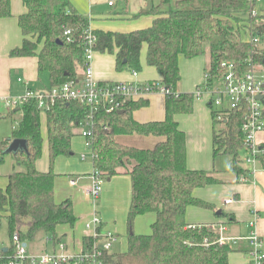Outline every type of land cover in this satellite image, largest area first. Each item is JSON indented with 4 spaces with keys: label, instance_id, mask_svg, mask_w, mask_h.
<instances>
[{
    "label": "trees",
    "instance_id": "obj_1",
    "mask_svg": "<svg viewBox=\"0 0 264 264\" xmlns=\"http://www.w3.org/2000/svg\"><path fill=\"white\" fill-rule=\"evenodd\" d=\"M26 13L20 17L22 44L11 55L36 57L39 73L48 74L49 87H58L77 80L84 68L83 48L77 43L89 29V20L79 15L69 0H22ZM246 0H159L158 5L140 11L135 17L151 14L155 18L150 27L129 33L92 31L96 37L95 52L114 56L115 70L139 73L140 52L146 46L145 63L159 75L160 82L174 91L180 82L179 57L193 59L209 53L208 74L219 78L222 64H233L240 72L264 69V13L249 15ZM10 17L9 0H0V19ZM69 30L74 39L65 43L63 33ZM259 39L256 47L246 43L244 36ZM154 82V81H153ZM211 83V82H210ZM201 88V85L196 88ZM193 94L180 93L179 98L165 96V118L140 124L133 113L147 105L146 100L128 101L119 111L96 112L76 102L56 103L44 112L47 132V172L36 169L42 155L43 139L40 129L42 114L34 103L5 115L16 121L11 137L0 142V165L10 155L16 167L8 176L7 186L0 190V224L7 223L9 246L4 256L13 254L12 238L27 246L41 238L61 242L57 228L73 227L76 217L70 202L57 204L54 199V162L59 157H71L72 140L80 136L86 116L92 114V171L105 180L126 174L130 178V205L126 227V248L122 253H104V264H228L235 250L228 243H219V234L211 225H189L186 212L190 207L213 210L194 197V191L219 183L205 171H190L186 167L185 136L174 116L192 112ZM213 130V157L231 158L232 170L240 169L245 108L232 110L224 116L208 105ZM225 112V111H223ZM220 119H219V118ZM222 128L217 130L216 126ZM121 136H141L160 139L151 149L122 145ZM24 140L26 148L7 152L13 140ZM264 167V158L261 160ZM152 214L154 219L148 234L134 233L138 216ZM218 218L226 224L234 218L220 212ZM92 240L82 239V250L90 251Z\"/></svg>",
    "mask_w": 264,
    "mask_h": 264
},
{
    "label": "crops",
    "instance_id": "obj_2",
    "mask_svg": "<svg viewBox=\"0 0 264 264\" xmlns=\"http://www.w3.org/2000/svg\"><path fill=\"white\" fill-rule=\"evenodd\" d=\"M107 1L105 3L107 9H100L98 0H87L86 5L80 4L79 0H69L74 10L89 20L90 30L111 33H129L150 27L155 18L153 15L135 16L140 11L150 9L159 3V0L155 2L153 0H135L134 2L133 0H123L117 2L113 7H109ZM9 3L10 17L0 19V97L19 96L27 88L41 90L49 87L48 74L38 72L36 57L11 55V52L22 44L19 19L26 13V8L22 0H9ZM119 3H122L121 7L117 8ZM145 52L146 46H143L140 52L142 69L137 74V80L141 82L159 80L160 77L156 71L146 65ZM178 65L181 79L176 90L179 93H193L197 87L204 83V73L209 67L208 50L202 56L193 59H185L180 56ZM92 68L94 79L101 83L132 82L134 80L132 73L125 70L116 71L114 56L107 53L95 52ZM260 69L257 67L254 71ZM41 76L45 79L40 80ZM81 78L82 71H79L78 80ZM18 79L22 81L19 82ZM206 99H193L191 113L174 116L179 130L185 136L187 169L208 172L219 181L216 185L194 191V197L209 204L213 210L190 207L186 212V223L197 226L220 225L224 227L222 235L230 239V242L227 243L235 250L229 255L228 264H249L250 245L243 238L248 237L251 231L255 230L264 247V167L258 164L255 172L251 173L247 167L240 165L244 174L237 175L232 170L230 157H213L212 118ZM145 100L147 105L135 111L133 119L140 124L164 120L165 97L160 94H153ZM7 113L8 111L5 109L0 111V142L9 139L13 129L12 121L5 117ZM45 124V115L42 113L40 115V129L43 139L42 155L35 164L36 169L40 172H47L49 168ZM158 140L160 139L141 136L117 138L120 144L139 149H151ZM257 141L264 144V132L258 134ZM71 150L72 156L79 153V159L81 154L90 157L80 136L72 140ZM83 163L60 160L56 166L54 165V173L58 176L54 181V199H56V195H61L62 190H64V196L67 195V197L60 199L61 201H55L57 204L65 201L70 202L76 217L73 227H69L70 233L59 232V227L56 230L57 237L61 238V243L66 245L67 252L71 254L82 250V239L88 235L84 226L93 212L92 203L85 200L82 195V188L87 187L90 183L88 176L92 172V163ZM20 170L22 171L21 168L15 166L11 156L7 155L3 164L0 165V190H4L7 186L8 176L14 171ZM243 175L248 178L245 183L240 180ZM71 180H77V185L70 186ZM130 195V178L128 175L122 174L103 182L101 194L95 202V209L101 218L103 230L119 236L121 243L124 239L126 243V219ZM227 201L230 202L227 203ZM222 211L232 215L234 221L226 224V219L218 218ZM153 219L152 214L138 216L134 222V233L137 235L148 234ZM253 220H255V226L252 228L249 222ZM232 239L236 241H232ZM40 240L44 247L50 244L45 238ZM122 244L121 247L124 251L126 246L124 243ZM50 246L51 250H54L52 249L54 246L52 244ZM45 251L46 248H44Z\"/></svg>",
    "mask_w": 264,
    "mask_h": 264
},
{
    "label": "built area",
    "instance_id": "obj_3",
    "mask_svg": "<svg viewBox=\"0 0 264 264\" xmlns=\"http://www.w3.org/2000/svg\"><path fill=\"white\" fill-rule=\"evenodd\" d=\"M123 0H108L107 5L113 7L117 2ZM263 0H246L249 7V15L255 16V6ZM66 44H72L74 39L71 32L66 30L63 33ZM246 43L256 47L259 39L251 36L247 32L244 40ZM83 48L82 78L70 80L58 87L43 88L34 90L27 88L25 91L15 97H0V111L3 109L12 111L20 109L25 103H34L37 109L44 113L56 103L76 102L82 106L96 112L105 110L106 113L119 111L128 101L145 100L153 94L162 96L170 95L179 98V92L174 91L171 86L160 82H141L137 80L136 72L132 73L134 80L132 82L101 83L94 79L92 61L95 54L96 37L92 30L88 29L81 34L77 40ZM250 69L247 72L238 71L233 64H222L223 74L219 78L212 77L206 71L204 73V83L201 88L195 90L193 99H206L208 104L220 110V116L226 115L232 110L245 108L244 122L240 127L242 134V150L240 156L241 165L248 168L253 173L258 164L264 158V144L258 143L257 136L264 132V76H256L255 66L249 61ZM18 81H22L18 79ZM260 96V99L257 97ZM225 111V112H223ZM218 117V118H219ZM220 119V118H219ZM94 134L93 115L90 114L84 119L80 137L83 139L84 147L89 156L92 155V138ZM86 154H81L80 159L85 161ZM89 185L82 188V195L85 200L93 205V212L90 219L85 223V230L88 232L86 237L92 240L90 251L81 250L78 253H68L66 245L59 242L53 245V240L47 243L54 247L50 253L43 252L32 254L29 246L22 243L17 236L12 238L13 254L4 256L2 248L0 249V264H104L102 256L104 253L110 254L113 245L118 241L116 234L105 231L102 228V221L95 209V202L98 200L104 178L97 172L92 171L88 176ZM242 182H247L248 178L242 176ZM70 186H76L77 180H71ZM230 201H227L229 203ZM255 220L249 222L250 227L255 226ZM211 229L219 234V243L230 242V239L223 237L224 227L211 225ZM250 245L248 252L249 264H264V247L261 239L255 230L251 231L246 238ZM240 240V239H239ZM232 241H236L232 239Z\"/></svg>",
    "mask_w": 264,
    "mask_h": 264
},
{
    "label": "rangeland",
    "instance_id": "obj_4",
    "mask_svg": "<svg viewBox=\"0 0 264 264\" xmlns=\"http://www.w3.org/2000/svg\"><path fill=\"white\" fill-rule=\"evenodd\" d=\"M80 1V4H82V5H86V2H87V0H79ZM135 0H133V2H134ZM155 1H157V0H153V2H155ZM175 1V0H174ZM98 6L100 7V9L102 8H104V9H107V7L105 6V3H106V0H98ZM121 4L122 3H119V4H117V8H120L121 7ZM109 10V9H108ZM255 11L258 13V14H263L264 13V1H262V2H260V3H257L256 4V7H255ZM244 38H246L245 36H244ZM259 46L260 47H264V37L262 38V40H260V43H259ZM206 50H207V48H206ZM205 50V51H206ZM255 73H256V76H264V69H260V70H256L255 71ZM45 79V77H43V76H41L40 77V80H44ZM16 126V121H12V127H15ZM216 128H217V130H219V129H221L222 128V126L220 125H217L216 126ZM82 153V152H81ZM241 157H243V154H241ZM60 160H64V161H66V160H69V161H77V162H79V163H83V164H91V157H88L87 156V159H86V161H81L80 159H79V153H75L74 154V156H71V157H59V158H57L56 159V161L54 162V165L56 166L57 164H58V161H60ZM65 163V162H64ZM63 164V163H62ZM104 182H105V179H104ZM62 195V196H61ZM58 194V195H56V199L55 200H57V201H61L60 199H62L63 197H65L64 195V190H62V194ZM66 197H67V195H66ZM65 197V198H66ZM65 198H63V199H65ZM56 202V201H55ZM69 230H70V228H69V226H66V225H62V226H59V228H58V231L59 232H62V231H64V232H69ZM133 231H134V228H133ZM71 232V231H70ZM69 232V233H70ZM68 233V234H69ZM118 237V241H117V243L115 244V246H113L112 247V249H111V252L112 253H122V252H124L123 250H122V243H124L125 244V246H126V243H125V239L122 241V243L120 242V240H121V238L119 237V236H117ZM125 237V236H124ZM65 241H67V240H65ZM9 246V238H8V234H7V223H6V221L4 220V219H2L1 220V224H0V249L1 248H3V247H8ZM31 247L29 248V251L32 253V254H38V253H43L44 252V248H46V252H48V253H50L52 250H51V246H50V244H47L46 246L47 247H44V245H43V243H42V241L41 240H38V241H36L35 243H33L32 245H30Z\"/></svg>",
    "mask_w": 264,
    "mask_h": 264
},
{
    "label": "water",
    "instance_id": "obj_5",
    "mask_svg": "<svg viewBox=\"0 0 264 264\" xmlns=\"http://www.w3.org/2000/svg\"><path fill=\"white\" fill-rule=\"evenodd\" d=\"M257 98L260 99V96ZM25 148H26V142L24 140L16 139L10 143L7 152H16L18 150H24ZM3 251L6 252V249L3 248Z\"/></svg>",
    "mask_w": 264,
    "mask_h": 264
}]
</instances>
